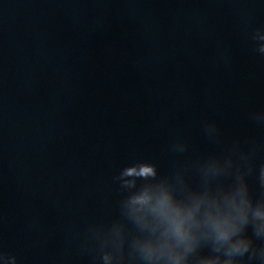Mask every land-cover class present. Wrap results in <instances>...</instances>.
<instances>
[{
  "label": "water",
  "instance_id": "95a60500",
  "mask_svg": "<svg viewBox=\"0 0 264 264\" xmlns=\"http://www.w3.org/2000/svg\"><path fill=\"white\" fill-rule=\"evenodd\" d=\"M257 31L264 0H0V264H146L111 225L136 191L116 177L138 163L158 177L192 165L196 186V163L239 140L256 147L258 196Z\"/></svg>",
  "mask_w": 264,
  "mask_h": 264
},
{
  "label": "clouds",
  "instance_id": "9594fccd",
  "mask_svg": "<svg viewBox=\"0 0 264 264\" xmlns=\"http://www.w3.org/2000/svg\"><path fill=\"white\" fill-rule=\"evenodd\" d=\"M259 32L254 39L264 41ZM257 48L264 53V44ZM251 119L264 123V111L252 114ZM204 131L212 140L219 138L214 122L205 124ZM186 149L183 141L173 145L177 152ZM255 151V145L245 150L236 140L220 154L197 162L200 182L196 186L188 179L189 164L159 177L151 163L125 167L116 179L122 181L121 189L136 191L123 198L124 212L111 223L117 250L131 237L133 262L138 258L146 264H250L259 259L264 264V163L259 165L258 196L247 180L256 167ZM222 178L230 180L225 183ZM138 180L142 181L139 185ZM103 227L107 226H92L89 234ZM201 242L210 244L209 254L197 252ZM246 254L244 261L241 258ZM102 259L109 264L112 257L104 254Z\"/></svg>",
  "mask_w": 264,
  "mask_h": 264
}]
</instances>
